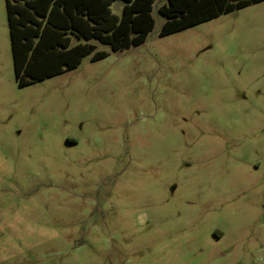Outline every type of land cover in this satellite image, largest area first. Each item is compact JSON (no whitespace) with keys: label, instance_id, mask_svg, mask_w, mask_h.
I'll return each mask as SVG.
<instances>
[{"label":"rangeland","instance_id":"obj_1","mask_svg":"<svg viewBox=\"0 0 264 264\" xmlns=\"http://www.w3.org/2000/svg\"><path fill=\"white\" fill-rule=\"evenodd\" d=\"M167 2L21 88L0 0V264H264V1L161 37Z\"/></svg>","mask_w":264,"mask_h":264},{"label":"trees","instance_id":"obj_2","mask_svg":"<svg viewBox=\"0 0 264 264\" xmlns=\"http://www.w3.org/2000/svg\"><path fill=\"white\" fill-rule=\"evenodd\" d=\"M124 2L119 16L112 10ZM264 0H168L159 7L165 37ZM156 0H6L14 68L23 88L78 68L83 59L140 46L155 28Z\"/></svg>","mask_w":264,"mask_h":264}]
</instances>
